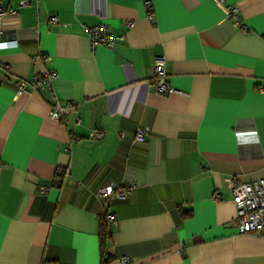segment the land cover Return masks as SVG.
<instances>
[{
  "label": "crops",
  "instance_id": "obj_1",
  "mask_svg": "<svg viewBox=\"0 0 264 264\" xmlns=\"http://www.w3.org/2000/svg\"><path fill=\"white\" fill-rule=\"evenodd\" d=\"M22 1L0 0L17 10L0 17L17 42L0 48V264H264L230 187L264 177V0ZM99 26L115 48L92 46ZM157 57L175 93L155 91ZM47 69L50 88L17 96Z\"/></svg>",
  "mask_w": 264,
  "mask_h": 264
},
{
  "label": "built area",
  "instance_id": "obj_2",
  "mask_svg": "<svg viewBox=\"0 0 264 264\" xmlns=\"http://www.w3.org/2000/svg\"><path fill=\"white\" fill-rule=\"evenodd\" d=\"M222 4L223 0H219ZM29 4L28 0H23L22 5L27 6ZM145 7L152 11L153 3L150 0L145 2ZM227 17L234 22L235 25H241L239 8L237 6H229L226 8ZM6 14H17V10L8 9L0 6V17ZM154 19V17L152 16ZM52 22H57L56 17H51ZM244 26V25H243ZM243 28V27H242ZM89 39L92 46H107L111 49L116 47V38L113 37L106 26L99 27H88L86 28ZM17 45L15 40L4 41L0 35V48H9L11 46ZM40 57L44 62L49 60V56L45 54H40ZM35 57L34 59H37ZM6 72L10 73L12 71L11 65H6ZM168 71L166 68V63L164 58H155L151 65V83L155 88V91L160 95H169L175 93L176 91L169 85L168 82ZM57 78V73L51 69H47L41 75H35L31 79H20L17 82V96L22 95L28 88L34 91H41L52 86V82ZM50 115L53 118L63 120L64 109L59 105L52 106L50 110ZM149 130L147 128H139L135 135V142H145L147 140V135ZM105 136L103 130H94L91 138L94 140H102ZM68 170H60V176H66ZM230 187L234 193V202L237 208V222L239 226L240 233L242 234H252L255 237L264 238V177L255 180L253 182L240 184L235 180L230 182ZM131 192V187L129 188H115L113 186H106L101 188L97 192V196L101 198L117 197L118 199H125ZM215 198H219L216 193ZM106 220L108 223H115L116 216L113 214H107ZM121 264H133L131 258L128 256H123L120 258Z\"/></svg>",
  "mask_w": 264,
  "mask_h": 264
},
{
  "label": "trees",
  "instance_id": "obj_3",
  "mask_svg": "<svg viewBox=\"0 0 264 264\" xmlns=\"http://www.w3.org/2000/svg\"><path fill=\"white\" fill-rule=\"evenodd\" d=\"M110 235H111L110 232H108L106 229V223L103 222L102 223V234H101V242H102L103 248H104V245H105L107 239L110 237ZM108 261L109 260L107 259V256H105V257L103 256L102 264H108L109 263Z\"/></svg>",
  "mask_w": 264,
  "mask_h": 264
}]
</instances>
